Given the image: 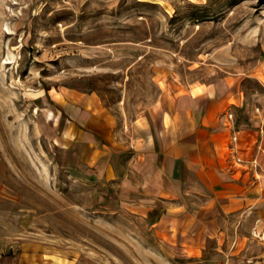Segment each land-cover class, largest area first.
<instances>
[{
  "label": "rangeland",
  "instance_id": "obj_1",
  "mask_svg": "<svg viewBox=\"0 0 264 264\" xmlns=\"http://www.w3.org/2000/svg\"><path fill=\"white\" fill-rule=\"evenodd\" d=\"M229 76L264 91V0H0V264H264V221L185 251L105 166L159 97Z\"/></svg>",
  "mask_w": 264,
  "mask_h": 264
},
{
  "label": "crops",
  "instance_id": "obj_2",
  "mask_svg": "<svg viewBox=\"0 0 264 264\" xmlns=\"http://www.w3.org/2000/svg\"><path fill=\"white\" fill-rule=\"evenodd\" d=\"M242 81L162 95L131 123L129 138L107 139L115 163L108 156L106 169L130 188L122 205L163 243L197 254L264 221V91Z\"/></svg>",
  "mask_w": 264,
  "mask_h": 264
},
{
  "label": "built area",
  "instance_id": "obj_3",
  "mask_svg": "<svg viewBox=\"0 0 264 264\" xmlns=\"http://www.w3.org/2000/svg\"><path fill=\"white\" fill-rule=\"evenodd\" d=\"M236 160L238 161L239 159H238V158H236Z\"/></svg>",
  "mask_w": 264,
  "mask_h": 264
}]
</instances>
